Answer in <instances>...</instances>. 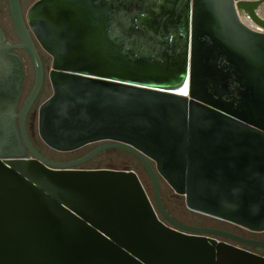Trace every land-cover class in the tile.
<instances>
[{
	"label": "water",
	"instance_id": "obj_1",
	"mask_svg": "<svg viewBox=\"0 0 264 264\" xmlns=\"http://www.w3.org/2000/svg\"><path fill=\"white\" fill-rule=\"evenodd\" d=\"M116 1L39 0L28 13L41 41L52 18L63 26L44 45L40 139L62 153L103 143L55 162L26 133L45 68L21 0H8L35 79L17 116L27 152L0 158V264H264L207 237L239 240L227 233L177 222L160 190L162 178L189 211L264 232V0H171L143 21L153 38L109 31ZM110 149L141 162L153 202L132 170L82 168Z\"/></svg>",
	"mask_w": 264,
	"mask_h": 264
},
{
	"label": "flooded vegetation",
	"instance_id": "obj_2",
	"mask_svg": "<svg viewBox=\"0 0 264 264\" xmlns=\"http://www.w3.org/2000/svg\"><path fill=\"white\" fill-rule=\"evenodd\" d=\"M37 1L39 0H35L33 5ZM132 1L133 2L136 1V2L134 4H131L129 7L127 3H132ZM132 1L121 0V2L116 1L114 3L115 10L112 13H113V17L116 18L114 20L115 25L113 29H109V31L111 32L113 31L115 34H120V35L129 34L132 35L133 38H135L134 37L135 35H139V34L147 35L153 38L154 30L151 28L148 29L145 25H143L144 24L143 21L144 20L149 21L154 18L163 16L162 14L168 12L169 11L168 9H170V7L172 6L171 0H153L154 2H152L151 0H140V1L132 0ZM166 1H168V3H164ZM98 4H100V2ZM122 4H124V6L121 8V10L120 9L117 10L116 8L117 7L120 8ZM32 6L28 9V11H25L23 8L24 18L27 27L30 30L31 40L35 48L39 52V55L41 57V60L45 68V81L43 88L36 102L31 107L25 119L26 133L30 142L34 146L31 130L34 127L35 118L37 117L39 111V109L37 111L38 101L46 90V80L47 78H49L48 74L50 71V69L47 71V67L49 65L52 66L54 62V58L46 51L44 45L45 44L55 45L54 44L55 34L58 32V29H63V26H62V22L60 23V20H58L57 18L55 19L52 18L50 21V26L48 28L46 26L42 28L43 30L40 29L41 32L40 35L42 36V41H41L38 38V36L32 31L30 24L28 22V13L32 8ZM69 13L73 14V12H69ZM139 19H140L139 21L140 23L136 21L138 25L135 24L131 25L132 23H135V20H139ZM11 22L13 27L11 31L5 28L0 22V158H4L3 156L6 154L12 155V154H22L24 152L25 153L27 152V149L25 148L23 140L20 135V120L19 118H17V116L20 114L22 106L27 98L26 97L24 99V96L27 93V89L29 88L28 82L31 78V70L34 73V79H35L34 66L27 51L25 49H17L15 47L21 44V40L13 25L12 18H11ZM65 23L68 24L69 30L71 29V25H73V23H76V25L79 26V23L74 22L72 18L68 19ZM37 24L39 23L37 22ZM129 24L131 27L130 26L129 28L124 27ZM46 29H49L51 32L49 36L47 34ZM38 30L37 32H39ZM98 32L99 34H105V32H107V29L105 30L98 29ZM156 44L157 43H154L152 46L148 44V46L158 47ZM102 144L103 143L92 144L80 150L73 151V152H78L84 150V153L83 154L80 153L79 155L75 156L73 159H68L63 161L65 162L77 161L82 157H84L85 155H87L88 153H90L91 151H93L95 148L101 146ZM73 152H67V153H73ZM58 153H62V152H58ZM151 193L153 197L152 185H151ZM162 199L165 207L177 222L188 227L210 229V230L227 233L239 240L226 238L224 236L207 235V237L209 239L216 241L218 244H224L229 247L239 249L241 251H246L251 254L264 257V248L252 245V243H264V232L254 233L240 226L234 225L232 223L204 215L202 216L206 217L205 219L201 218L200 220H196V221H188L182 218L181 216H179L174 210L170 209L168 205L164 202L163 197ZM161 219L164 221V223H166V221L163 218Z\"/></svg>",
	"mask_w": 264,
	"mask_h": 264
},
{
	"label": "rangeland",
	"instance_id": "obj_3",
	"mask_svg": "<svg viewBox=\"0 0 264 264\" xmlns=\"http://www.w3.org/2000/svg\"><path fill=\"white\" fill-rule=\"evenodd\" d=\"M34 2L35 0H22V5L24 10L28 11V9L33 5ZM262 14H264V12ZM0 22L9 31L12 30L13 27H12L10 10L7 0H0ZM50 67H51L50 65L47 67V71L50 69ZM33 82H34V73L31 70V78L28 82L29 88L27 89V93L25 94L24 99L27 97L28 93L30 92L33 86ZM51 95H52V86L49 81V78H47L46 90L38 101L37 111L41 106V104L45 102ZM31 133L35 148L43 157L51 161L65 162L63 160L73 159L75 156L79 155L80 153L82 154L84 153V150L73 153H58L55 152L54 150L49 149L39 137L38 115L35 118L34 127L31 130ZM82 168L92 169V170L108 169V170H116V171L132 170L137 174L143 187L145 188L146 192L153 201V197L151 193V183L148 173L146 172L144 166L138 161V159L128 152L119 149L107 150L101 153L95 159H93L92 162H89L86 165H84ZM160 190H161V195L164 198V202L168 205V207L174 210L179 216H181L185 220L196 221V220H200L201 218L203 219L206 218L198 213H193L189 211L186 208L184 198L181 196H177L162 178H160Z\"/></svg>",
	"mask_w": 264,
	"mask_h": 264
},
{
	"label": "built area",
	"instance_id": "obj_4",
	"mask_svg": "<svg viewBox=\"0 0 264 264\" xmlns=\"http://www.w3.org/2000/svg\"><path fill=\"white\" fill-rule=\"evenodd\" d=\"M147 194H148V193H147ZM148 196H149V195H148ZM149 199L151 200L150 196H149ZM151 202H153V201L151 200ZM155 212L157 213L156 209H155ZM157 215H158V213H157ZM159 218H160V216H159Z\"/></svg>",
	"mask_w": 264,
	"mask_h": 264
},
{
	"label": "snow or ice",
	"instance_id": "obj_5",
	"mask_svg": "<svg viewBox=\"0 0 264 264\" xmlns=\"http://www.w3.org/2000/svg\"><path fill=\"white\" fill-rule=\"evenodd\" d=\"M183 91H184L185 94H186V91H187V85H185V89H184Z\"/></svg>",
	"mask_w": 264,
	"mask_h": 264
}]
</instances>
